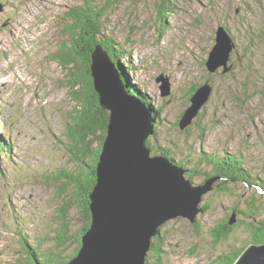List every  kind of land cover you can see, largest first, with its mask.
<instances>
[{
    "label": "rangeland",
    "instance_id": "1",
    "mask_svg": "<svg viewBox=\"0 0 264 264\" xmlns=\"http://www.w3.org/2000/svg\"><path fill=\"white\" fill-rule=\"evenodd\" d=\"M0 3L4 6L0 13V140L9 146L0 155V264H31L25 239L31 249H41L38 261L44 260L43 254L69 257L81 243L79 235L84 224L74 197L75 188L59 177L70 159L66 146L71 114H80L85 91L78 79L80 69L74 64L71 70L62 68L52 55H58L61 46L68 43L67 30L73 21L67 14L82 4L100 10L103 32L114 38L127 55L122 56V52L113 57L107 52L113 64L115 58H120L129 78L125 84L121 75L111 73L105 97L123 103L118 85H112L117 76L132 98L136 96L127 87L134 85L140 93L136 98L147 107L143 99L146 97L154 107L152 114L156 118L152 125L157 129L153 127L146 141L155 148L152 156L162 155L160 149L176 153L178 162L182 159L190 165L181 166L187 170L185 178L198 185L216 178L213 190L203 196L199 205L203 211L197 214L195 223L177 217L160 227L157 237L162 239L165 262L220 264L225 255H231L229 251L235 250V255L246 246L236 263L252 245L246 224L253 219L264 220V0ZM163 8H168L165 25L159 19ZM222 25L231 32L237 52L228 65H233L230 72L220 69L213 73L206 62L216 45V31ZM162 77L171 84V93L165 98L161 95ZM86 79L91 81H84L85 87H92L89 94L95 91L100 96L101 109L110 114L112 109L101 102L105 97L98 92L95 80ZM198 91L203 92L202 97L207 95V100L195 112L193 122L179 128L178 122L181 124L183 113L192 108ZM108 132L109 124L103 151ZM231 156H237L248 172L247 183L228 179V175L211 177L229 164ZM253 199L260 203L261 213L256 217L249 214L253 218H248L246 207ZM68 202L74 204L71 211L65 205ZM236 209L244 214H238V223L233 226L230 221ZM62 210L68 217V239L59 245L56 237L62 226ZM228 216L232 217V233L223 229L226 234L216 238L214 235Z\"/></svg>",
    "mask_w": 264,
    "mask_h": 264
},
{
    "label": "water",
    "instance_id": "2",
    "mask_svg": "<svg viewBox=\"0 0 264 264\" xmlns=\"http://www.w3.org/2000/svg\"><path fill=\"white\" fill-rule=\"evenodd\" d=\"M3 11L4 6L0 3V13ZM231 35L225 26L218 27L216 45L207 65L211 72L220 69L230 72L233 69V65H228L237 52V45ZM101 66L111 71L108 72L111 79L112 70L103 64ZM96 79L95 75L98 92L103 97L107 96V87L102 88V83ZM161 79L164 82L161 95L165 98L171 93V84L168 78ZM206 86L212 90L210 85ZM199 91L193 96L192 108L182 117L181 128L193 122L195 112L197 114L201 103L207 100V95L202 97L203 92ZM118 92L125 97L122 104L118 99L105 97L101 100L112 110L109 114V140L101 154L97 183L89 197L93 223L82 238L83 246L78 255L67 264H147L153 241L163 224L177 217L195 223L197 214L203 211L198 208L193 215L189 210L194 209V205L190 207L191 191L184 177L185 170L165 156H152L146 144L147 137L153 132L152 112L136 97L127 94L122 85H118ZM120 109L121 112L118 111ZM107 154L114 155V158L104 160ZM106 163L114 164L116 170L109 172ZM215 180L208 179L204 185H199L203 191L195 208L203 196L213 190ZM235 222L234 216L230 224ZM235 264H264V244L250 245Z\"/></svg>",
    "mask_w": 264,
    "mask_h": 264
},
{
    "label": "trees",
    "instance_id": "3",
    "mask_svg": "<svg viewBox=\"0 0 264 264\" xmlns=\"http://www.w3.org/2000/svg\"><path fill=\"white\" fill-rule=\"evenodd\" d=\"M166 9L168 8L159 10V19L163 25H165L168 18V10ZM74 11H76L75 14H73ZM67 16L73 21V24H71L72 26L68 27L67 30L69 38L68 43H64L61 46L60 50L57 51L58 55L55 56L53 54L52 59L54 62H58L62 68H69L71 70V66L74 64L76 68L80 69V71L77 73L79 75L78 79H80V85H82L81 88H83L81 90L85 91V93L83 94L84 99H81V105H83V109L80 110V114H78L76 111H73L71 114V125L69 124V131H67L70 138V143L68 138V143L66 146L68 147V151L70 152V159L67 162L69 167L67 166L68 168L64 167L62 169V174H60L59 179H65L69 185L75 188L74 197L81 208V218L83 220L84 229L79 235V241L81 243L79 247H77L76 253L64 258L59 256L56 257L54 253H51L43 254L42 257L44 260L38 261L37 258L41 253V249H31L27 242V239H25L26 241L24 243L26 244L27 248L26 252L30 256L28 262H31V264H46L49 261H51V263L55 261L56 264L69 263L75 256L78 255L79 250L83 246L82 238L84 234H86L87 231H89V229L92 227L93 219L91 211V200L89 197L97 183V167L99 159L101 157V153L103 152V142L106 136L105 131L109 124L110 115L108 111L101 109L99 103L100 97L95 94V91L93 94H89L92 87H85L84 81L86 80L91 82L90 80L86 79L89 77L94 80L92 76L91 65L92 56L96 50L97 45L102 46L110 55H113V57H117L123 52L122 50H120V48H118V43L115 42L114 38L108 36L107 34H105V32H103L100 24L102 14L98 8H94L91 5L82 4L70 11ZM122 56L127 55H125L123 52ZM240 59L242 58L240 57ZM114 63L119 68V72L121 74L120 77L123 79L124 83L128 84L127 79L129 77L126 75V72L123 71L124 67L120 63V58L119 61L117 58H115ZM75 79L77 78L75 77ZM78 79L77 81H79ZM131 86L132 85H128V92L138 97L140 95L139 91L136 92V88L134 87V85L132 87ZM94 94L96 97L93 96ZM74 96H76V93L74 94ZM78 98L80 97L77 96L76 99L78 100ZM143 99L147 103L148 110L153 111L154 107L152 104H150L151 102L146 97H143ZM97 112H99V116ZM154 114H157L156 110ZM178 126L179 128L181 127L179 122ZM153 127L154 130L157 129L155 124L153 125ZM98 134H100L101 136L98 137ZM3 145L4 144H0V146L2 147V149L0 148V155L5 152L3 150ZM94 145L97 146L94 147ZM147 145L151 149V151H154L152 149L155 148L150 144V142H147ZM158 152H161L162 155L169 158L171 161H174L176 163L175 165L179 167H190V165H188L182 159L178 162L176 153L171 152L168 149H160ZM227 162H229V164H227L226 167H222L220 173L217 174L215 172L211 177H215L219 174L221 177H223L224 175H228L230 177L228 179H241L247 183L248 172L244 170V166L240 163L237 156L229 157ZM72 164L73 167H70V165ZM186 171L187 170H185V172ZM188 171L190 174H194L192 170L188 169ZM188 179L190 180V178ZM261 187L264 190V186L262 185ZM259 204L260 203L257 202L256 199H253L251 203H248L246 207L247 211H249V213L246 214L248 218H253L249 216V214L253 215L254 217L260 215L261 205ZM65 205L69 207V211H71L74 206V204H72L71 202H68ZM262 205L264 206V204ZM63 211L64 210L61 211V215L59 217V219L62 221V226L61 228H59L57 232L58 236L56 237L57 243H59V245L65 244V239H68V237H66V228L68 229V225L65 224L68 217H65ZM233 214V216L236 217V222L234 223L235 225L238 223V214H244V212L236 209ZM231 218L232 217L228 216L227 220L225 221V225L221 227L222 229H219V233L214 235L216 238H220L219 234L222 233H232V228L229 224V220ZM253 220L254 221H250L246 224V227L251 236V244H264V220H258L260 222L255 221L256 219ZM223 229H225L226 232ZM59 235H63V238H60ZM159 237H156L153 241L147 264H167L165 262L166 252L164 250V246L162 245V239L161 237ZM245 248L246 246L240 247V250H237L238 253L235 255H233L235 250L229 251L232 256L225 255V258L220 260V264H234L239 256V252H241ZM214 263L219 264L218 262Z\"/></svg>",
    "mask_w": 264,
    "mask_h": 264
},
{
    "label": "bare ground",
    "instance_id": "4",
    "mask_svg": "<svg viewBox=\"0 0 264 264\" xmlns=\"http://www.w3.org/2000/svg\"><path fill=\"white\" fill-rule=\"evenodd\" d=\"M210 57L211 55L209 54V57H208V60L206 62V66L208 65L209 63V60H210ZM101 62V63H100ZM101 64H103L105 67H108L112 70V73H118L119 75L120 72H119V68L115 65V63L113 64L112 60L110 59L109 57V54H107V51L100 45H97L96 46V50L95 52L93 53V56H92V65H91V70H92V76L95 80V75L97 76V79L96 81L97 82H101L102 83V88H106L107 85L106 83L108 81H110L111 79H109V71L108 69L106 68H102ZM208 67V66H207ZM99 71V72H98ZM98 72V74H96ZM111 72V71H110ZM95 73V75H94ZM115 78V76H114ZM113 85H122V83L120 82V80L118 79V76H117V80L115 81V83H113ZM123 86V85H122ZM124 88V86H123ZM125 90V89H124ZM116 91V90H115ZM100 97V96H99ZM139 99V98H138ZM141 102V101H140ZM110 104V102H108ZM146 106V105H145ZM150 109V108H149ZM152 112V111H151ZM194 120V119H193ZM184 121V120H183ZM154 125V124H153ZM183 126V125H182ZM164 156V155H163ZM114 158V155H110V154H107L105 157H104V160H112ZM174 164L175 162L172 161ZM106 169L113 173L115 170H116V166L114 164H111V163H106ZM168 166V165H167ZM169 167V166H168ZM118 169V167H117ZM186 170V169H185ZM186 174V172L184 173ZM185 177V176H184ZM211 178V177H210ZM188 182V184L190 185V191H191V194H189V197L190 199H192L191 203H190V207L191 205L193 204L194 205V209H189L191 210L192 214L195 215V211L196 209L198 208H202L200 207V203L196 206L195 208V204L199 201V198H200V195H202V191H203V187L199 186L198 184L196 183H193L192 181H190L188 178H185ZM179 181V180H178ZM215 182H213V185H214ZM181 184V183H180ZM200 185H204V183L200 184ZM196 189V190H195ZM182 194H184L182 192Z\"/></svg>",
    "mask_w": 264,
    "mask_h": 264
}]
</instances>
